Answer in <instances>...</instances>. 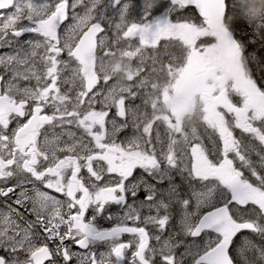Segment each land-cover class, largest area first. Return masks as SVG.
Segmentation results:
<instances>
[{
  "label": "snow or ice",
  "instance_id": "snow-or-ice-1",
  "mask_svg": "<svg viewBox=\"0 0 264 264\" xmlns=\"http://www.w3.org/2000/svg\"><path fill=\"white\" fill-rule=\"evenodd\" d=\"M0 49V264H264V0H0Z\"/></svg>",
  "mask_w": 264,
  "mask_h": 264
},
{
  "label": "flooded vegetation",
  "instance_id": "flooded-vegetation-1",
  "mask_svg": "<svg viewBox=\"0 0 264 264\" xmlns=\"http://www.w3.org/2000/svg\"><path fill=\"white\" fill-rule=\"evenodd\" d=\"M9 51L8 49H0V52H6ZM53 195H56L57 197H59V194L56 193H52ZM141 199H143V197L141 196ZM122 215V210L120 208V206L115 205V204H110L108 206H106V215L104 217H100L98 219V224L101 227H112L115 226V220L116 218H118L119 216ZM107 216H112L113 219L109 220L107 219ZM123 239L127 240L130 239L129 236L125 235L123 237ZM105 249L103 247L99 248V251H104Z\"/></svg>",
  "mask_w": 264,
  "mask_h": 264
},
{
  "label": "trees",
  "instance_id": "trees-1",
  "mask_svg": "<svg viewBox=\"0 0 264 264\" xmlns=\"http://www.w3.org/2000/svg\"><path fill=\"white\" fill-rule=\"evenodd\" d=\"M252 5L259 7L261 0H248Z\"/></svg>",
  "mask_w": 264,
  "mask_h": 264
},
{
  "label": "rangeland",
  "instance_id": "rangeland-1",
  "mask_svg": "<svg viewBox=\"0 0 264 264\" xmlns=\"http://www.w3.org/2000/svg\"><path fill=\"white\" fill-rule=\"evenodd\" d=\"M162 2H163V0H162ZM128 132H129V135H131V129H129ZM257 242H259L258 238H257Z\"/></svg>",
  "mask_w": 264,
  "mask_h": 264
}]
</instances>
